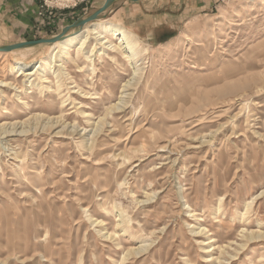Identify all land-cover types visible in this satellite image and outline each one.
<instances>
[{"label":"rangeland","instance_id":"374dc122","mask_svg":"<svg viewBox=\"0 0 264 264\" xmlns=\"http://www.w3.org/2000/svg\"><path fill=\"white\" fill-rule=\"evenodd\" d=\"M28 1L21 18L0 9V45L51 37L85 11L50 18L43 0L33 1L36 10ZM202 1L178 36L161 44L138 36L143 75L121 111L109 110L133 77L121 52L97 57L94 70L85 57L63 59L60 80L46 63L52 43L0 52V81L18 86L0 85V124L41 112L88 130L111 113L93 148L58 129L1 139L0 264H264V0ZM41 60L43 85L14 68ZM199 226L206 236L194 234ZM208 237L231 244L233 258L216 248L207 262Z\"/></svg>","mask_w":264,"mask_h":264},{"label":"bare ground","instance_id":"6f19581e","mask_svg":"<svg viewBox=\"0 0 264 264\" xmlns=\"http://www.w3.org/2000/svg\"><path fill=\"white\" fill-rule=\"evenodd\" d=\"M92 24L90 25V27L84 29L78 34L71 33V35H69L67 39L53 43L54 50L52 52L51 59L50 61L48 60V62L46 63L47 65H49L50 69H53V72L57 76L56 78L60 80L59 78L60 70H63L61 68L65 67L63 59L70 58V60L72 59V61L74 62L76 61L75 56L77 58H79L80 56L85 57L88 63H90V65L92 66L91 69L94 70L96 69V67L94 66H95V60L97 57L102 58L103 56H106V57L114 58L112 53L121 52V54L132 65L133 77H131L129 80L127 79V81L123 83L120 100L117 103L113 104L112 106H109L110 111L111 110L113 111L114 108H118L120 110L122 108L127 107V104L130 102L131 98L133 97V94L131 93L130 89L133 87L134 84L138 83L140 79L142 78L143 69L140 64L143 59L142 55L147 50V48H143L141 46V40L135 33L131 32L125 26L119 23H113V22L104 20V21H98L97 23L95 22ZM113 62L115 61L113 60ZM44 66L46 65L43 60H41L40 62H36L33 65H28L23 61H17L14 63V68L18 72V76H24L25 77L24 81L30 82L31 86H33L31 80L33 76L37 74H39V82L37 83V85H40V84L43 85L45 82H49V79L45 75L46 70ZM80 70H82V67H80ZM67 77L68 76H66L65 78ZM0 85L6 86L8 88L11 86L18 88L17 85H14V82H11L8 80L0 81ZM70 85H69L70 89L75 88V90H71L73 92H79L82 90V88L76 89V87L80 85H71V86ZM23 90L25 91V89ZM81 93H83V91H81ZM89 94L87 95L89 96ZM81 113H82V116L87 119V121H90L94 117V115L91 112L81 111ZM110 114L111 113L109 114L106 113L105 115L98 117L97 120H95L94 123L92 124L93 128L87 130L86 127L79 129V126H77L75 123L72 125L71 124L69 125L68 123L63 121L62 115L51 116V115L43 114L41 112H36L33 114V116H31L28 119V121L25 120L24 122H18V123L11 122V124H7V122H3L2 124H0V141L2 138L12 136L15 134L23 135V133L28 132L29 130H34V131L38 130V131L43 132L45 130L52 129L53 130L52 132H55L58 129L55 132L56 135H60V134H64V135L67 134L70 136L80 135L83 138L82 139L83 145L87 146L88 148H93L95 145V142L97 141L98 135H100V133L103 130L105 120ZM87 136H89L88 137L89 139H87ZM120 185L122 184L120 183ZM258 196L250 200L247 203V205L248 206L252 205V202ZM190 214H192V212ZM126 218L124 217V212L119 211V219H118L119 222L117 224V228L121 227L125 231L127 228H129ZM90 219L92 220V223L95 224L96 226H100V227L104 226V220L99 219V218L94 219L93 217H90ZM193 231H194V234L197 236H206L209 232V230H207V228L203 226L194 228ZM98 232L102 234V236H105L106 238L113 236L111 232H108V231L105 232L103 227L100 228ZM241 232H243V237H246L249 241L254 240L255 238L254 232L247 231L245 228H243ZM208 239H210V237H208ZM215 241H216V238L214 237L208 240L207 242L205 240L202 241L204 245H207V247L205 248L206 250L205 252L208 253V256L206 257L207 262L213 261L214 258L212 255V251H214L216 248H219L221 251H224L226 254H229L230 255L228 256L229 258H233V254H230V252L226 250V248H228L231 244L215 246L216 245ZM154 242L155 241L153 240L151 242L145 241L138 248L134 247L133 249H128L127 255H129L132 252H135L136 254L141 253L147 248H149ZM240 246L245 247V244L242 243L240 244ZM125 256H126V253L125 255L123 254L122 260H124ZM220 264H223V261H220Z\"/></svg>","mask_w":264,"mask_h":264},{"label":"crops","instance_id":"0c3cea01","mask_svg":"<svg viewBox=\"0 0 264 264\" xmlns=\"http://www.w3.org/2000/svg\"><path fill=\"white\" fill-rule=\"evenodd\" d=\"M34 0L27 5L36 10ZM202 0H125L116 3L107 21L119 23L142 38H148L155 44L178 36L183 27L185 16L194 9H199ZM81 4L78 10L83 13L101 7L106 0L95 1L94 6ZM203 2V1H202ZM24 0H0L5 18L22 16ZM1 11V10H0ZM3 15V16H4ZM21 18V17H20ZM17 21V20H16ZM106 21V20H105ZM98 22V21H97ZM11 23V22H10ZM91 25V24H90Z\"/></svg>","mask_w":264,"mask_h":264},{"label":"water","instance_id":"95a60500","mask_svg":"<svg viewBox=\"0 0 264 264\" xmlns=\"http://www.w3.org/2000/svg\"><path fill=\"white\" fill-rule=\"evenodd\" d=\"M125 0H106V2L99 8L85 12L74 20L71 24L66 25L58 33L51 37H41L39 39L26 40L11 44L0 45V52H11L18 49L34 47L46 43H56L63 41L71 35V33L78 34L87 25L95 23L97 21L107 20L110 16L111 10L114 8L117 2ZM135 1V0H134Z\"/></svg>","mask_w":264,"mask_h":264},{"label":"built area","instance_id":"2783aa9c","mask_svg":"<svg viewBox=\"0 0 264 264\" xmlns=\"http://www.w3.org/2000/svg\"><path fill=\"white\" fill-rule=\"evenodd\" d=\"M43 1L44 2L41 5L42 9L49 14L50 18H52L53 16H55L57 11L66 10L70 8L74 9L76 7H79L86 0H43Z\"/></svg>","mask_w":264,"mask_h":264}]
</instances>
